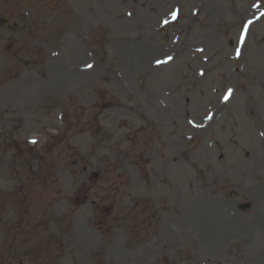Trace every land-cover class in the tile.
Returning a JSON list of instances; mask_svg holds the SVG:
<instances>
[{
  "label": "rangeland",
  "instance_id": "374dc122",
  "mask_svg": "<svg viewBox=\"0 0 264 264\" xmlns=\"http://www.w3.org/2000/svg\"><path fill=\"white\" fill-rule=\"evenodd\" d=\"M261 7L0 0V264H264Z\"/></svg>",
  "mask_w": 264,
  "mask_h": 264
},
{
  "label": "bare ground",
  "instance_id": "6f19581e",
  "mask_svg": "<svg viewBox=\"0 0 264 264\" xmlns=\"http://www.w3.org/2000/svg\"><path fill=\"white\" fill-rule=\"evenodd\" d=\"M254 22V21H253ZM252 22V23H253ZM252 26V25H251ZM143 49H140V53L137 54L135 53L137 56H141L143 58ZM201 220H204V224L207 226L206 231H209L212 234H220L222 232V229L220 227L219 222L217 220H219L218 216L215 213H207V211H205L204 214L200 215ZM199 227L201 228L200 224Z\"/></svg>",
  "mask_w": 264,
  "mask_h": 264
}]
</instances>
